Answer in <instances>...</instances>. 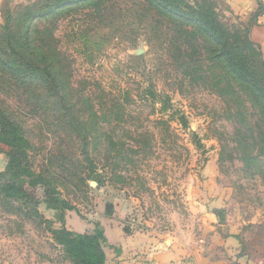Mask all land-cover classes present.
<instances>
[{
  "label": "rangeland",
  "instance_id": "rangeland-1",
  "mask_svg": "<svg viewBox=\"0 0 264 264\" xmlns=\"http://www.w3.org/2000/svg\"><path fill=\"white\" fill-rule=\"evenodd\" d=\"M50 4L15 0L7 6L0 59L21 71L54 72L61 96L77 111L64 124L63 112L37 107L29 92L40 95V82L29 84L26 73L17 76L0 63V114L22 124L31 167L73 209L55 203L43 187L35 190L38 215L18 218L12 201L0 200V264H73L55 241L61 228L73 235L102 231L107 264H134L148 251L170 247L186 264L215 259L223 253L210 246L227 234L234 239L232 264H264L259 108L217 61L213 39L163 5L198 15L205 8L242 39L250 23L223 0H96L49 17L36 14ZM256 51L255 57L245 52L253 69L264 60ZM109 136L120 138L117 149ZM95 137L102 138L101 148ZM8 153L0 143V174Z\"/></svg>",
  "mask_w": 264,
  "mask_h": 264
},
{
  "label": "trees",
  "instance_id": "trees-1",
  "mask_svg": "<svg viewBox=\"0 0 264 264\" xmlns=\"http://www.w3.org/2000/svg\"><path fill=\"white\" fill-rule=\"evenodd\" d=\"M94 1L96 0H49L51 4L42 10V12H37L36 14L49 17L55 15L58 10L77 7L82 4L87 5V3ZM163 8L168 10L170 14L185 20L188 24H193L200 30L203 36L213 39L215 46L219 49L217 61L227 68L228 73L235 79V82L241 87L244 93L249 94V96L252 95L254 102L259 108L257 117L261 118L264 125V74L261 76L256 71V69L259 70V68H261L264 72V60L259 59L257 68L253 69V67L249 65L250 58L245 56V52H247L250 56L255 57L257 55L256 47H258V49L261 48L253 43L249 36H245L242 39L239 34H231L229 30L216 19L214 14H210V11L205 8H199L201 9L199 15L195 10H192L193 12H184L182 9L173 6V4H164ZM261 8L262 7H260V9ZM8 9L9 7H6L4 10V17L5 11L9 12ZM194 13L198 16L195 17ZM29 34H31V40L33 38L31 31ZM0 63L6 68L9 67L11 70H16L17 76L26 73L25 79L27 82H30L29 84L40 82V95L36 94V96H34V93L37 92H28L36 99H34L36 102L37 100L39 101L37 107L40 109L48 110L50 108L58 113L63 112L64 115L62 117L65 121L64 124H66L70 117L77 111L78 105H71L67 102L66 98L61 96V88L57 85L56 74L50 72L48 68L40 70L35 68V66H27L21 71V66L15 62L7 63L0 59ZM25 70L29 71L25 72ZM259 75L261 77H259ZM84 106L86 109L85 112H82L84 113L82 115H86L89 109L88 105L84 104ZM90 113H92V117L96 114L93 104H91ZM77 121L80 122L79 120ZM88 121L86 122L88 123ZM179 121L182 124L184 123V125L187 123L186 119L182 116ZM79 125L78 129L80 130L81 124L79 123ZM95 125L98 127L100 123L97 122ZM92 126L94 125L90 124L87 128L89 127L90 129ZM93 140L96 148L102 147L101 137H95ZM251 140H253V138ZM120 142V138L110 136L107 138V143L111 148L113 147V149H117V147L121 145ZM0 143L9 149V164L7 170L5 173L0 174V200L6 203L12 201L13 206L11 207L18 218L31 216V212L38 215V205L40 202L38 196L35 194V190L39 187L46 189L45 193L47 196H51L52 198L55 197V203L58 202L61 204L60 206L62 208L73 209L68 201H62L58 188L53 186L47 176L43 173L35 172L34 168L31 167V157L27 151L30 146L29 138L22 124L17 122L11 114H0ZM262 143L264 144V142ZM252 159L256 161L254 158ZM259 164L260 163H257L256 166ZM60 167L63 169V165H60ZM91 173H95V170L92 169ZM49 174L50 173H48V175ZM68 176H74L76 179L80 178L79 175L71 171L68 172ZM95 181H97L98 185L102 183V179L98 177L95 178ZM26 209H28L29 212L25 214ZM53 234L55 241L64 247L68 259L73 264H107V255L102 247L106 239L102 231L98 230L92 234L73 235L65 228H61L55 230Z\"/></svg>",
  "mask_w": 264,
  "mask_h": 264
},
{
  "label": "crops",
  "instance_id": "crops-1",
  "mask_svg": "<svg viewBox=\"0 0 264 264\" xmlns=\"http://www.w3.org/2000/svg\"><path fill=\"white\" fill-rule=\"evenodd\" d=\"M234 11V13L241 17V20H247L250 23V39L253 43L257 44L264 54V0H223ZM15 0H0V19L4 16V10L9 4H13ZM261 4V5H260ZM260 7H262L260 9ZM214 219V217H213ZM228 239V240H227ZM227 239L223 242H218L210 246L212 251H220L223 254L215 257V259H195L194 264H232L236 261L235 247L232 243L234 239L230 234H227ZM123 240H120L118 246L122 247ZM150 247H153L150 244ZM171 249V247L169 248ZM169 249L161 251H148L145 256H138L134 264H186L185 257L179 254H174ZM226 256L228 258H226ZM235 258H231L234 257ZM241 263V261H239Z\"/></svg>",
  "mask_w": 264,
  "mask_h": 264
}]
</instances>
